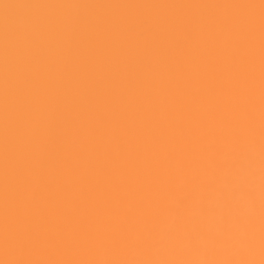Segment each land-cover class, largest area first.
I'll return each mask as SVG.
<instances>
[{
    "label": "snow or ice",
    "instance_id": "snow-or-ice-1",
    "mask_svg": "<svg viewBox=\"0 0 264 264\" xmlns=\"http://www.w3.org/2000/svg\"><path fill=\"white\" fill-rule=\"evenodd\" d=\"M0 264H264V0H0Z\"/></svg>",
    "mask_w": 264,
    "mask_h": 264
}]
</instances>
